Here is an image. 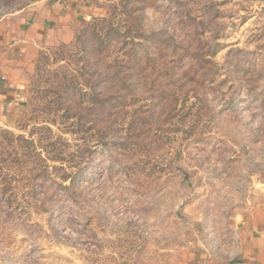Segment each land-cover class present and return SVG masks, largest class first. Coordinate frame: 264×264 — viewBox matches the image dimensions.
Masks as SVG:
<instances>
[{"label":"rangeland","instance_id":"374dc122","mask_svg":"<svg viewBox=\"0 0 264 264\" xmlns=\"http://www.w3.org/2000/svg\"><path fill=\"white\" fill-rule=\"evenodd\" d=\"M39 1L0 0V24ZM85 8L71 40L39 50L42 68L17 104L0 106V141L10 137L3 129L29 138L50 125L68 152L85 149L75 153L78 169L63 164L72 179H60L53 167L62 164L49 159L37 178L17 144H0V264L227 258L243 221L264 227V0H88ZM112 16L121 34L84 53L80 44L94 43L89 31L76 40L84 24ZM136 31L142 36L131 37ZM55 69L79 84L86 71L88 85L117 97L74 99L83 132L47 120L61 82Z\"/></svg>","mask_w":264,"mask_h":264},{"label":"crops","instance_id":"0c3cea01","mask_svg":"<svg viewBox=\"0 0 264 264\" xmlns=\"http://www.w3.org/2000/svg\"><path fill=\"white\" fill-rule=\"evenodd\" d=\"M88 0H40L21 17L0 24V106L17 104L20 88L32 75L39 50L73 38V30L88 16ZM75 20H78L76 22ZM4 111V110H1ZM187 264H264V227L243 221L234 254L210 257L192 252Z\"/></svg>","mask_w":264,"mask_h":264},{"label":"trees","instance_id":"16d2710c","mask_svg":"<svg viewBox=\"0 0 264 264\" xmlns=\"http://www.w3.org/2000/svg\"><path fill=\"white\" fill-rule=\"evenodd\" d=\"M115 13L116 12L114 10L112 14ZM87 31L90 32V37L94 41V43L89 44L87 42H82L80 46L84 53L88 52L89 49H91L95 53H98L106 46L107 42L112 37L121 34L119 19H115L114 16L106 19H93L91 22L84 24L83 29L79 31L78 35H76V40L78 41L79 37ZM133 35L134 36L131 37L137 38L142 36V34L138 31H136ZM39 59H41V57L39 58L38 56L34 67V71L36 73H38V71H40V69L42 68L40 65H38ZM83 65L84 63L80 65V70L84 68ZM61 68L62 66L59 67V69ZM80 72L81 77H83L84 82H86L84 84H79V82L73 76L69 77V74L66 72V70H63L62 73L59 74L58 70L55 69L54 75L56 78H60L61 82L56 83L55 97L48 103V108L46 111V113L48 114L47 120L49 121V123H59L65 125L66 122H69L68 125H66V129L64 130H68V132H71L73 134L83 132L82 130H84L83 124L79 118V112L76 111L77 109H81L80 103L82 101L89 100V103L93 105V102H111L112 99L117 98L113 93H101L97 91L96 87L88 85L91 83L88 80L90 75L86 71ZM117 75L116 77H118ZM73 84L77 85L75 89L72 88ZM75 94L79 96L74 97ZM75 98H81L79 104L74 101ZM2 132L3 134L8 133L10 137L3 136L4 139L2 138L0 144L12 147L17 144L16 147L24 157V161L33 163L34 167L32 169L33 172H35L33 177L37 178L40 177L41 174L47 173L46 169H43L45 165L42 163L45 162L46 159H49L60 162L62 164V166L60 167H53L55 173L59 174L58 176L60 177V179H72V176L66 172L63 164H66L68 167L70 166L78 169L81 160L79 158L83 157V153L85 151L83 147L78 148L75 153L78 154L79 158H76V154L73 151H67L69 143L63 142L61 137L58 135L53 136V130L50 125H43L35 128L33 134L36 135L34 136L33 134H29V138H26L22 134L14 135L11 131L5 129H3ZM38 148L40 149V151L37 150ZM43 152L45 153V157H42L41 155ZM6 201L8 204L12 203L11 195L7 196Z\"/></svg>","mask_w":264,"mask_h":264},{"label":"built area","instance_id":"2783aa9c","mask_svg":"<svg viewBox=\"0 0 264 264\" xmlns=\"http://www.w3.org/2000/svg\"><path fill=\"white\" fill-rule=\"evenodd\" d=\"M236 235V234H235ZM235 244H234V251L230 254H234V252L236 251V247H237V242H238V231H237V235L235 236V240H234Z\"/></svg>","mask_w":264,"mask_h":264}]
</instances>
